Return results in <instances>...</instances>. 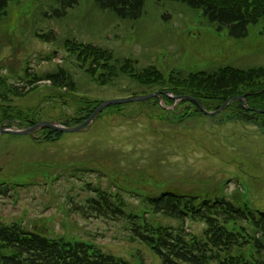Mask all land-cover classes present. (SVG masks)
<instances>
[{"label":"rangeland","instance_id":"obj_1","mask_svg":"<svg viewBox=\"0 0 264 264\" xmlns=\"http://www.w3.org/2000/svg\"><path fill=\"white\" fill-rule=\"evenodd\" d=\"M55 10L63 11L55 0H11L0 20V82L17 86L23 94L14 95L0 85V106L28 116L39 107L42 122L61 123L75 116L86 99L106 102L164 92L161 86L140 85L120 72L130 58L136 71L155 66L167 77L172 71L189 75L225 66L264 67V20L248 26V34L238 38L230 27L207 21L201 10L170 0H145L137 21L104 13L95 0H79L61 20L48 17ZM49 31L57 42L37 35ZM70 40L113 51L120 62L115 70L119 75L100 86L68 55L64 44ZM58 65L69 70L76 92L44 81L29 90L26 67L41 77ZM170 100L175 106L192 102ZM238 102L231 101L221 112ZM172 104L161 99L158 104L147 100L113 105L86 129L64 133L55 142L0 135V184L11 189L8 196H0V221L19 222L45 236L74 237L130 264H163L150 246L132 240L126 217L114 220L103 209L93 208L89 200H100L94 188L108 193L113 203L124 202L127 215L142 219L147 212L148 221L171 228H180L181 222L154 216L145 198L170 191L212 201L227 199L264 213V120L254 114L253 122H221V112L215 117L186 115L175 106L168 111ZM184 227L197 236L205 228L191 221ZM253 251L247 248L250 258Z\"/></svg>","mask_w":264,"mask_h":264},{"label":"trees","instance_id":"obj_2","mask_svg":"<svg viewBox=\"0 0 264 264\" xmlns=\"http://www.w3.org/2000/svg\"><path fill=\"white\" fill-rule=\"evenodd\" d=\"M10 1L0 0V20ZM55 1L62 5L63 11L55 10L48 17L60 20L66 17L67 10L74 9L79 4V0ZM170 1L186 4L194 10H201L207 21L218 23L220 27H230V32L238 38L248 34V26L264 20V0ZM95 3L102 12L111 14L119 20L137 21L144 14L145 0H95ZM52 35L53 32L49 31L48 34L38 37L45 39L46 42L52 39L57 42V38ZM64 45L68 55L76 60V65L96 83L105 85L119 75L115 70L116 64L120 62L114 57L113 51L76 40L66 41ZM130 59L126 60L125 65L118 70L128 73L129 77L140 85L161 86V91L193 96L210 111L220 108L224 102L236 96H245L246 106L248 104L253 109L264 111V67L262 66L248 70L225 66L212 73L197 71L189 75L172 71L167 77L155 66L146 67L142 72H138L135 69L136 62ZM30 71V67L24 70L25 80L31 86L30 91L39 86L36 85L38 81H46L49 82L48 86L68 93L76 92L73 76L64 66L58 65L56 71L41 77L34 76ZM0 85L5 90L9 87L11 89L9 92L14 95H23L17 86H7L2 81ZM164 99L168 104L173 103L167 96H164ZM151 100L154 104L159 102V98ZM80 102L76 115L66 118L68 123L80 124L102 103L91 99ZM190 103V109L200 113L195 104ZM243 105L238 102L234 108L235 117L229 115L228 119L240 116L238 119L241 121L253 122L255 114L259 119L264 120V114L247 111ZM40 110L37 107L28 116L13 113L8 106H0V126L16 123L19 126L31 127L39 120ZM42 134L45 142L58 141L63 136L62 133L49 129L42 130ZM93 191L101 196V200L95 198L89 200L95 206L93 208L103 209L104 214H112L117 218L126 217L133 240H139L150 246L163 264H264V213L251 210L247 204L236 206L226 199L212 201L170 191L163 192L157 197L145 198L154 216L162 215L182 222L180 228H171L154 220L148 221L147 212L142 219L133 214L127 215L124 202L121 205L111 202L106 192L100 191L99 188H94ZM10 192L8 186L4 187V184H0V196H8ZM186 221L204 223L206 227L203 235L197 236L186 232L184 227ZM243 221H247L249 227L244 225L236 227L235 224H241ZM230 222H234V227L229 225ZM248 247L254 249L251 258L247 255ZM0 264L130 263L103 252L97 245L79 241L74 237L45 236L23 227L19 222L6 224L0 221Z\"/></svg>","mask_w":264,"mask_h":264},{"label":"water","instance_id":"obj_3","mask_svg":"<svg viewBox=\"0 0 264 264\" xmlns=\"http://www.w3.org/2000/svg\"><path fill=\"white\" fill-rule=\"evenodd\" d=\"M166 94H168V93H166ZM157 96H160V93H156V94H152V95L144 96V97L133 98V99H120V100H111V101L104 102L102 105H100L95 110V112L90 116V118H88L85 122H83L82 124H80L76 127H65L63 125H59L57 123H50V122H42V123H39V124H37L31 128L25 129V130H20V129L13 128V127L2 126L0 128V135L1 134L33 135V133L35 131H37L39 129H44V128L54 129V130H58V131L64 132V133L79 132L84 127L92 124L94 122V120L98 117L100 112L110 105L124 104V103H130V102H135V101H144V100H148V99H151V98L157 97ZM169 96L171 98H173L175 101H177L178 99H181V98L190 99L191 101L195 102L201 108L202 112L207 114L208 116H213V115L221 112L222 110H224L226 105L229 104L231 101L244 100V98H245L244 96L233 97L232 99L228 100L219 110H216L213 112H208L203 107H201V105L199 104V102L196 98H193L191 96H178V97L174 96V95H169ZM259 112L264 113V111H261V110H259Z\"/></svg>","mask_w":264,"mask_h":264}]
</instances>
